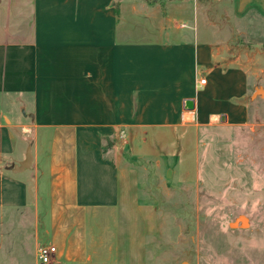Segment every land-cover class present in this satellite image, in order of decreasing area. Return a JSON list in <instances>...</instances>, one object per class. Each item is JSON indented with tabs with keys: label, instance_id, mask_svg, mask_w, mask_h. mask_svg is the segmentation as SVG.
Segmentation results:
<instances>
[{
	"label": "crops",
	"instance_id": "obj_1",
	"mask_svg": "<svg viewBox=\"0 0 264 264\" xmlns=\"http://www.w3.org/2000/svg\"><path fill=\"white\" fill-rule=\"evenodd\" d=\"M261 106L264 0H0V207L31 210L49 264H144L106 141L141 156Z\"/></svg>",
	"mask_w": 264,
	"mask_h": 264
},
{
	"label": "rangeland",
	"instance_id": "obj_2",
	"mask_svg": "<svg viewBox=\"0 0 264 264\" xmlns=\"http://www.w3.org/2000/svg\"><path fill=\"white\" fill-rule=\"evenodd\" d=\"M185 129L141 156L122 133L105 142L137 184L123 228L141 233L144 264H264V107L241 127ZM35 230L30 209L0 207V264H42Z\"/></svg>",
	"mask_w": 264,
	"mask_h": 264
},
{
	"label": "built area",
	"instance_id": "obj_3",
	"mask_svg": "<svg viewBox=\"0 0 264 264\" xmlns=\"http://www.w3.org/2000/svg\"><path fill=\"white\" fill-rule=\"evenodd\" d=\"M204 83V79L200 80L199 85ZM55 253V247L40 245L37 249V258L42 264H49L51 257Z\"/></svg>",
	"mask_w": 264,
	"mask_h": 264
},
{
	"label": "water",
	"instance_id": "obj_4",
	"mask_svg": "<svg viewBox=\"0 0 264 264\" xmlns=\"http://www.w3.org/2000/svg\"><path fill=\"white\" fill-rule=\"evenodd\" d=\"M258 91V90H256ZM29 160H30V155H26L25 157V160L22 162V164L20 165V168L19 169H23L25 167H27L29 165ZM245 217L243 216H239L232 224H230V226H237L238 228H243L245 225H247V220L246 222H244V219Z\"/></svg>",
	"mask_w": 264,
	"mask_h": 264
},
{
	"label": "bare ground",
	"instance_id": "obj_5",
	"mask_svg": "<svg viewBox=\"0 0 264 264\" xmlns=\"http://www.w3.org/2000/svg\"><path fill=\"white\" fill-rule=\"evenodd\" d=\"M243 219H244V222H246L245 218H243ZM184 264H186V263H184Z\"/></svg>",
	"mask_w": 264,
	"mask_h": 264
}]
</instances>
